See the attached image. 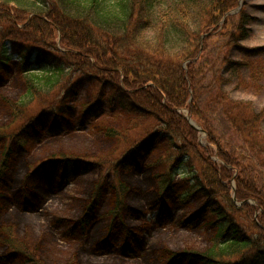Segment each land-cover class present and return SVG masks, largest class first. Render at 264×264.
I'll use <instances>...</instances> for the list:
<instances>
[{
  "label": "trees",
  "instance_id": "16d2710c",
  "mask_svg": "<svg viewBox=\"0 0 264 264\" xmlns=\"http://www.w3.org/2000/svg\"><path fill=\"white\" fill-rule=\"evenodd\" d=\"M237 5L238 0H0V69L9 75L12 54H16L24 83L15 100H7L9 118L22 117L27 104L35 99L46 100L51 90L65 83L62 80L69 76L71 65L88 70L100 85H109V91H99L77 119L67 118V111L60 107L43 106L35 125L52 117L45 130L57 135L87 126L99 109L106 111L105 99L110 110L117 105L124 115V119L102 115L92 122L100 136L96 139L73 135L70 138L79 144L46 145L30 154L13 192L19 206H28L21 209L22 215L9 211L13 195L5 192L6 167L15 147L25 151L29 139L20 135L14 139L16 145L11 140L2 143L0 214L8 215L0 218V257L7 264H95L97 256L123 264L126 257L140 258V232L145 227L130 223L135 221L134 213H143L137 199L140 194L122 175L133 166L143 168L145 162L153 173L154 191L163 203L176 192L172 166L178 163V171L186 172L189 163V178L205 199L182 218V223L196 224L208 213L203 225L210 233L204 250L198 253L179 247L166 259L159 258L160 264H174L180 257L187 259L186 264H264V173L260 172L264 171V106L257 110L251 100L234 98L223 87L234 78L236 87L244 89L264 84V45L238 44L246 35L244 22L240 18L237 26L234 13L225 16ZM26 20L22 31L17 25ZM55 31L61 48L51 50L47 46ZM23 35L35 38L36 43L22 46ZM215 35L226 36L225 44L246 50V58L223 57L221 70H216L214 61L204 58L208 40ZM64 61L70 64L65 66ZM205 65L213 81L208 97H204L205 86L201 84ZM5 78L0 72V83ZM66 89L77 93L72 85L64 92ZM73 97L64 99L71 101ZM183 108L216 148L200 144L199 131L177 111ZM215 113L257 158L242 157L229 149L232 141L213 123ZM141 116L154 119L157 127L137 146L104 161L109 140L118 142L124 130L135 127L137 120L144 121ZM33 122H26V127ZM3 129L5 125H0L1 136L5 135ZM155 152L165 157L158 161ZM214 153L223 163L211 159ZM98 163L114 166V178L106 190L100 179L78 173ZM255 165L261 170H254ZM53 169H58L57 177L50 176ZM54 177L56 181L51 183ZM231 178L236 199H253V204L234 203ZM66 181L73 187L66 186ZM46 199L51 204L47 206L48 201L42 208L40 201ZM102 201L106 223L94 236L95 244L87 247L70 233L76 231L80 237L89 232ZM76 210L81 212L73 215ZM61 224L67 234L58 240L56 225ZM116 228L123 233L117 254L111 249V234Z\"/></svg>",
  "mask_w": 264,
  "mask_h": 264
},
{
  "label": "rangeland",
  "instance_id": "374dc122",
  "mask_svg": "<svg viewBox=\"0 0 264 264\" xmlns=\"http://www.w3.org/2000/svg\"><path fill=\"white\" fill-rule=\"evenodd\" d=\"M233 13V20L235 24L239 26V20L241 18L244 22L243 25L246 28V35L244 38L238 40V44L244 47H256L264 45V0H238L237 8ZM240 13L243 14L239 15ZM43 18H45V16ZM27 22L28 21L26 20L25 22L18 23V28L24 31L22 28ZM227 27L230 29L232 28L229 25H227ZM2 29L3 28H0V31ZM59 37V33L55 31L53 38L49 39L48 44H50V46L47 47H50L51 50H54V48H61ZM20 38L22 39V46H25L29 43L34 45L33 43H36L35 38L31 39V37L26 35H23ZM226 38V36L215 35L210 38L207 43L208 48L205 52L204 58L209 63H211L210 61L213 60L216 70L219 68L221 70L220 65L223 57L227 59H241L246 58L245 56H247L244 53L246 50L237 48L235 44H225ZM90 60L92 61L91 58ZM17 61L18 57L16 54H12V72L9 75L4 73V70L0 69V72L6 76V78L2 80L3 82L0 83V125H5V129H3L5 135H0V146L3 142L9 143L10 140L16 145V141L14 139L20 135H22V138L26 137V139H29L27 143H25V151H20L19 148L15 147L12 158L6 167L8 179L7 188L11 189V187H13L12 190L15 189V187L18 185V182H20V173L24 169L26 158H29L30 154L34 153L38 148L46 145H50L52 148H54L53 146L55 145H76L78 142L73 141V139L70 138V136L73 135L80 137L88 136L93 139L100 137L98 131L93 129L91 124L102 115H104L105 118L124 119V115H122V112H120V109L117 107V105H115L114 110H110L109 100L105 99L104 101L106 102V111L99 109L96 117L94 115L92 121H90L87 126L73 127L71 129H67L62 134L57 135L55 132L51 134L45 130L52 117H50L48 121L46 120L45 122H37V125H35L33 121L37 119L36 114L43 111V106L60 107L67 111L65 114L67 118L77 119L81 115L80 112L85 109L84 107L86 105H91V102L95 100L99 91L101 92L103 89L105 91H109V85H100V81L97 79V77L91 78L93 74L88 75L89 71L85 69L78 70L76 65H71L69 76L62 80V82L65 83H62L60 85L61 87L57 86L51 90L48 93L46 100L35 99L31 103L27 104L26 108L22 112V117L16 119H12L11 117L9 118L6 107L7 100L8 98L15 100L17 94H19L22 88H24L22 72L17 68ZM69 61H64L65 66L70 64ZM208 68L209 67H206L205 65L203 74L201 75V84L205 86L204 97L209 96V89L213 85L212 72H207ZM88 78L91 79L87 80ZM235 83L236 78H234L230 83L223 85L224 89L227 90L232 97L237 99L251 100L255 109L257 110L264 106V84L250 89H244L243 87H236ZM67 85H72L75 87V90L77 91L76 95L73 90L68 91L66 89L64 92V89L67 87ZM68 95L74 96L71 101L64 99ZM106 96L107 94H105V97ZM65 105L68 107H65ZM206 110V114H208L209 109L207 108ZM177 111L180 112L182 116L187 114L184 108L178 109ZM215 116L217 117V119H213L215 126L219 128L218 130L224 138L230 139L232 141L231 145H228L229 149L236 154L238 152V154L242 155V157L248 155L250 158H257L254 152L248 149L244 142L239 139L234 132L231 131V126L223 122L220 115L217 116L215 113ZM141 117L144 118H141L140 120L144 121L140 122L137 120V125L135 127L124 130V136L118 142L116 140H109L111 144L105 147L106 156L104 161L108 162L114 160L118 156L124 154L128 148L137 146L141 140H143L150 132H152V130H154V128L157 127L158 123H156L154 119L146 116ZM26 122H33L32 126L26 127ZM261 127L264 133V119L262 121ZM24 129L26 130L25 133H23ZM35 130H38V132H34ZM30 135L34 136L30 137ZM205 136L206 135L203 132L199 135L200 144L203 146L208 145L211 148H216L214 144L208 143ZM31 139H33V142L30 141ZM105 140L106 139H104V141ZM97 142L99 141L97 140ZM163 145L166 148L168 147V145L166 146L165 143H163ZM61 149L62 147L60 150ZM163 157H165L164 154L155 152V158L159 159L158 161H160ZM211 157V159L214 161L222 163L217 155L214 154ZM188 165H186L187 167L185 168L186 172L182 170L178 171V163L174 167L172 166L171 173H173L174 176L172 182L175 184L176 192L169 198L168 203H166L167 206H165V204H160V198H158V195L154 191L155 181L151 176L153 173L147 162L144 163L143 168L133 166L122 175L123 179L129 185H133L138 190L140 195L137 197V199L140 200V208L143 210V213L140 214L142 215V218L144 216L146 226L148 227L147 230L140 232L143 241V251H140V258L126 257L122 261L123 264H160L159 258L163 257V259H166L170 252L179 247H184L191 251L200 253L208 245L207 240L210 232L205 230L203 225L205 223V218L208 219L207 212L205 216H202L201 220L196 224L182 223V218L187 216L192 211L197 210V208L200 207L201 203L205 199L199 190H195V181H191V178H189V173H187L188 168L191 167H188ZM253 168L257 171L261 170V168H259L257 165L253 166ZM113 170L114 166L112 164L98 163L94 166L84 167L80 169L78 173H81V175L86 178L100 179V182L105 189L114 178ZM260 172L264 173L263 170ZM58 173V169H53V171L50 173V176L56 175L57 177ZM56 177L53 178V181L56 180ZM229 184H231V181ZM68 186L73 187V184L69 183ZM189 193L194 194L187 196ZM50 204L51 203L49 201L47 206ZM103 205L104 202L102 201L100 212L96 213L97 221L91 230V238L94 235H98V230L103 224L106 223ZM9 211L13 212L15 215H22L24 213L22 212L21 208L17 206L11 207ZM80 212V210H76L72 214L77 215ZM160 212L164 213V216L162 218L163 221L158 223L156 222V216ZM7 215V213H1L0 218H4V216ZM135 216H137V214H135ZM130 223L136 225L139 224V221L135 220L131 221ZM120 237L121 236L119 235V232H116L115 236H113V239L119 240ZM91 238L89 239L90 243L93 241ZM4 249L5 248L3 247L2 251ZM107 258L109 257L97 256L95 258V264L114 263L110 260H107ZM186 262V258L181 259L180 257L174 264H186ZM3 264H7V262Z\"/></svg>",
  "mask_w": 264,
  "mask_h": 264
},
{
  "label": "water",
  "instance_id": "95a60500",
  "mask_svg": "<svg viewBox=\"0 0 264 264\" xmlns=\"http://www.w3.org/2000/svg\"><path fill=\"white\" fill-rule=\"evenodd\" d=\"M187 118H188L189 122H190L193 126H196V125L193 123V121H192L189 117H187Z\"/></svg>",
  "mask_w": 264,
  "mask_h": 264
}]
</instances>
